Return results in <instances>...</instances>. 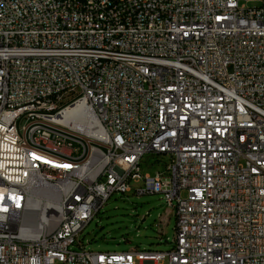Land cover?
<instances>
[{"label":"built area","instance_id":"1","mask_svg":"<svg viewBox=\"0 0 264 264\" xmlns=\"http://www.w3.org/2000/svg\"><path fill=\"white\" fill-rule=\"evenodd\" d=\"M115 192L162 194L169 250L85 246ZM1 193L0 264H264V0H0Z\"/></svg>","mask_w":264,"mask_h":264},{"label":"rangeland","instance_id":"2","mask_svg":"<svg viewBox=\"0 0 264 264\" xmlns=\"http://www.w3.org/2000/svg\"><path fill=\"white\" fill-rule=\"evenodd\" d=\"M16 122L21 128L25 124L24 116L17 118ZM160 158L161 155H144L142 171L152 172L162 167ZM174 228V213L162 194L115 192L85 226L80 238L88 249L94 251H126L136 247L166 251L174 244Z\"/></svg>","mask_w":264,"mask_h":264},{"label":"bare ground","instance_id":"3","mask_svg":"<svg viewBox=\"0 0 264 264\" xmlns=\"http://www.w3.org/2000/svg\"><path fill=\"white\" fill-rule=\"evenodd\" d=\"M60 107L68 108L65 110V117L82 116V122L84 124H92L94 121V111L91 108H85L82 106V100L80 94H73V99L60 100ZM70 107V108H69ZM68 130H75V120H68ZM40 199H48L47 191H40ZM8 193L0 194V206H7ZM22 214L24 216H31L30 203H22ZM27 233L31 239H40L42 237V226L27 224Z\"/></svg>","mask_w":264,"mask_h":264}]
</instances>
